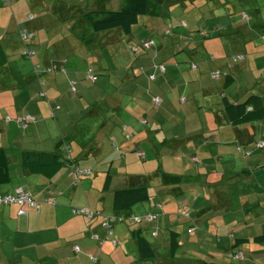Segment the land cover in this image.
Returning a JSON list of instances; mask_svg holds the SVG:
<instances>
[{
  "label": "crops",
  "instance_id": "1",
  "mask_svg": "<svg viewBox=\"0 0 264 264\" xmlns=\"http://www.w3.org/2000/svg\"><path fill=\"white\" fill-rule=\"evenodd\" d=\"M158 1L159 15L140 17L136 32L92 34L84 14L119 10L121 0H0V149L9 175L0 194L22 188L39 204V210L22 208L20 216L18 206L0 207V264H110L117 255L132 257L128 264H177L180 256L184 264L206 258L234 264L228 252L241 253V264H264V242H252L264 235V146L255 148L264 143V119L234 125L224 109L225 100L239 104L252 96L258 98L254 110L264 108V0ZM22 31L33 35L30 59L22 57ZM94 36L97 41H89ZM121 39L134 55L144 42L152 40L154 48L141 49L120 79L109 75L118 82L110 95L96 89L87 97L68 94L75 77L67 74L39 77L42 87L34 76V65L51 64L75 76L68 57L78 56L79 47L93 45L90 65L94 49ZM236 55L245 59L229 67ZM212 71L220 77L212 80ZM28 117L35 122L25 124ZM76 168L91 173L79 177ZM139 187L151 199L127 215H153L155 237L147 222L119 223L112 246L100 218L71 212L89 207L117 214L114 192ZM50 200L53 205L45 204ZM192 225L196 231L185 238ZM135 231L154 258H140ZM230 231L244 241L234 244ZM175 241L180 246L173 249ZM192 242L204 252L193 251Z\"/></svg>",
  "mask_w": 264,
  "mask_h": 264
},
{
  "label": "trees",
  "instance_id": "2",
  "mask_svg": "<svg viewBox=\"0 0 264 264\" xmlns=\"http://www.w3.org/2000/svg\"><path fill=\"white\" fill-rule=\"evenodd\" d=\"M121 1H122V7L119 10H116V11H89V12L84 14V16H83L84 20L86 21V23H87L92 34L104 33V32L115 30V29L121 30L124 34H129V33H131L132 28L138 23V19L140 17H145V16L146 17H157L159 15V12L161 9V2H159L158 0L157 1H153V0H121ZM32 39H33V35H32L31 40ZM30 41L22 42V40H21V43L23 44L24 49L26 47H29L33 50V48L31 47ZM147 42H152L153 45L150 48H144L143 45ZM147 42H144L141 44L140 48L142 50H145V51L148 50L149 51V50H152L154 48V42L152 40L147 41ZM24 49H23V51H24ZM135 51H136V49H135ZM34 56H36V52L32 57H34ZM22 57L26 58V59L32 58V57L27 58L23 54H22ZM191 65H195V64H193V63L190 64V68H191ZM53 66H55L53 71H50V72L45 71L42 73L41 72L36 73V70L41 71L43 69L52 68ZM152 67L155 68V70L157 72L158 71L162 72V71H160V67H162L164 69V66H162V65H157V66H152ZM33 69H34V76L38 79L40 87L44 86V82L39 77H42V76H45L48 74H52V73H56V72H58L60 74H66V69L63 66H59L56 64H51V65L46 66V67H39L37 65H34ZM90 76L95 77V80L92 81L89 78ZM151 76L154 77L152 80L149 79V77H151ZM146 77L149 81H153V80H155L156 76L154 74H148ZM85 78L88 82H90L92 84L96 83L98 80L97 75L94 73L93 69H91L90 67H88L85 71ZM212 80H214V79H212ZM74 86H75V83L72 82L71 83V90H70L72 95L76 94ZM38 97L40 99L45 98L43 89L38 93ZM257 99H258L257 97L252 96V97H249L243 103H239V104H232V103H229L228 101L225 100L224 109H225L226 115L228 116V118L230 119L232 124L238 125V124H244V123L254 122V121H259V120L264 119V108H262L260 110H254V102ZM56 109H58V107H56ZM51 116H52V114H51ZM23 121L25 124H30V123L35 122L34 118H31V117H28ZM143 124H145V123H143ZM130 137L131 136H129V138ZM129 138H126V139H129ZM258 143H263V142H258ZM258 143L255 144V148L260 150L264 146V143H263V146L260 148L257 147ZM237 151L239 153H243L244 157H248L250 154L249 152H242V149L240 147H237ZM136 153L140 159L144 158V155L141 152L137 151ZM26 157H28V156L26 155ZM4 158H5V154L2 151V149H0V159L2 160V163H3ZM2 163L0 164V185L1 186H2V184L7 183L9 180L8 168L6 166V160L3 163L5 166L2 165ZM262 169L264 171V166L262 167ZM90 173L91 172L89 170H79L78 168H76V174L79 177L84 176V175L88 176ZM18 189L22 190L24 193L30 194V198H31L32 202L34 203V207H30L27 204H25L23 206L16 205V204H7V205L1 204L0 207H7V206H12V205L18 206L19 207L18 212L23 211L22 208H24V207L29 208V209L39 210V204L33 200L31 193L23 190L22 188H17L12 193H3L0 195H2V196L3 195H14L16 193V190H18ZM150 199H151V194L148 192L147 188H145V187L132 188V189H121V190L115 191L113 194L112 208L114 211H117V214L101 215L100 213L95 212L94 210L90 209L89 207H74L73 209H79L80 208V209H85V210H88L89 212H91L92 213L91 218H87L84 215H79V216H83L84 218H86L90 221L94 220L95 218H100L99 225L102 229H103V223L105 221H107L108 218H111L113 216H118V215H122L124 217V221L120 222V223H122V224L125 223L128 226H139V225H141V223L147 222L151 225V228H150L151 236L155 237L158 234V227L156 224H153L155 221V219L153 218V215L144 214L142 216H138V218L141 219L139 223L132 222L129 219L130 217H137V216H134L132 214L127 215V212L129 211V209L132 206H134L138 203L147 202ZM51 201H53V200L45 201V204L53 205L54 201L52 204L50 203ZM72 210H71L72 214L78 216V214L73 213ZM17 215H18V213H17ZM181 215L183 218H185L187 220L190 219V215L187 211L183 212ZM18 216H20V215H18ZM146 216H151V220L150 221L145 220L144 217H146ZM115 224H119V223L112 224V226H110L109 229H103L104 230V240H106V241L108 240V242H110V244L112 246L116 245V242L111 239L112 227ZM240 227H241V225H238L235 228L237 230ZM196 229L197 228L194 225L190 226L186 230L187 237H190L192 234H194ZM234 232L235 231H230V233L228 234V238L229 239L233 238L234 244L236 242L242 243L244 240L234 239ZM133 236H134V240L137 244V249L140 253V258L141 259H145V258L146 259H152V258H154L155 257L154 256V250H153L152 246L144 239V237L140 234V231H135L133 233ZM252 240H253L252 241L253 243H263L264 242V235L254 237ZM102 242L103 241H99V243H102ZM180 244H182V243L180 242ZM183 245H186V244L183 242V244L181 245L182 246L181 251L187 253V251H186L187 249ZM179 246L180 245L176 241L174 243L172 242V244H171V247L173 249L176 247H179ZM77 251H78V247H77ZM197 253L201 254L202 251L198 250ZM228 254H229V257L228 256L226 257L227 260H230V258L233 260H237V261L243 260V255L241 253L234 254L232 252H228ZM238 255L240 257H237ZM219 261L220 260L214 261L213 258H206V260H201L199 264H227V263H223V262L221 263V261L220 262Z\"/></svg>",
  "mask_w": 264,
  "mask_h": 264
},
{
  "label": "rangeland",
  "instance_id": "3",
  "mask_svg": "<svg viewBox=\"0 0 264 264\" xmlns=\"http://www.w3.org/2000/svg\"><path fill=\"white\" fill-rule=\"evenodd\" d=\"M143 20V19H142ZM140 26H134L133 27V31L136 32L138 30ZM122 36H124L122 34ZM93 41L96 42L97 39L96 37H91V39L89 41ZM87 41L84 44V48L79 47L78 48V56L75 57H68L69 61L70 60H74L75 62V66H76V72H75V76L73 74V71L69 72L66 70V74L68 76H73L75 78H73L72 80L68 81L67 84V90H68V94H71L70 90H71V83H75V91L76 94L78 93V95H85L87 97V93H90L92 90L93 92H97L96 90L101 91L102 93H107L108 95H110L111 92H113L115 89H117L118 87V82L115 80V82H113V80L109 77V75L111 74L112 76H114L115 78L120 79V77H122L123 74H126V67H128V65L132 62L133 58L135 56H137L140 51L141 48H139V51L137 54H132L129 51V47L130 45H127L122 39L119 40L117 43H115L113 46H111V48H107L104 47L103 49H94V56H92V54L89 56V58L92 61V64L89 65V60L87 59V52H90L93 45ZM87 47V48H86ZM86 48V49H85ZM107 48V49H105ZM89 49V50H87ZM229 67H233L234 65H238L242 62L239 63H233L232 62V58H229ZM97 62V63H96ZM90 67L91 69H93L94 73L97 75V82L96 83H90L86 80L85 78V71L86 69ZM69 73V74H68ZM75 94V95H76ZM86 99V98H85ZM94 99L97 102H108V98L106 99H101L97 96L94 95ZM104 106V105H103ZM185 238H187V236L185 235ZM186 241V240H185ZM193 244V242H192ZM193 251L197 252L198 248L202 249V252H204V249L202 248V246H196V245H192L190 247ZM190 250V249H189ZM179 263L177 264H184V260L185 257H178ZM170 259V258H169ZM187 259V258H186ZM132 260V257L130 256H125L123 257L122 255H117L115 257V262L112 263L110 261V264H128L130 261ZM250 261V259H248ZM234 264H241V261H234Z\"/></svg>",
  "mask_w": 264,
  "mask_h": 264
},
{
  "label": "built area",
  "instance_id": "4",
  "mask_svg": "<svg viewBox=\"0 0 264 264\" xmlns=\"http://www.w3.org/2000/svg\"><path fill=\"white\" fill-rule=\"evenodd\" d=\"M31 19V17H29ZM32 38V35L29 34V33H26V32H20V39L22 40V42H27V41H30ZM153 45L152 42H147L143 45L144 48H150L151 46ZM35 54V52L29 48V47H26L23 51V55L27 58H30L32 57L33 55ZM232 58V62L233 63H239V62H242L244 60V57L241 56V55H236V56H233L231 57ZM55 68V66H53L52 68H47V69H43L41 71H38L36 70V73H39V72H50V71H53V69ZM191 68L192 69H196V66L195 65H191ZM160 71H164V69L162 67H160ZM90 72V71H89ZM220 72L218 71H212L210 73V77L214 80L218 79L220 77ZM92 81L95 80V77H89ZM154 77L151 76L149 77L150 80H152ZM160 99L159 98H154L153 99V104L155 106H159L160 105ZM126 138H129V136H126ZM263 146V143H258L257 144V147H262ZM51 204L53 203V201L50 202ZM1 204H16V205H20V206H23L25 204H27L28 206L30 207H34V203L32 202L31 198H30V194L29 193H24L22 190L18 189L16 190V193L14 195H0V205ZM73 213L75 214H78V215H84L86 216L87 218H91L92 216V213L89 212L88 210H85V209H73L72 210ZM24 214L23 211H19L18 212V215H22ZM145 220L147 221H150L151 220V216H146L144 217ZM132 222H135V223H139L140 222V218L138 217H130L129 218ZM128 219V220H129ZM124 221V217L122 215H118V216H113L111 218H108L107 221H105L103 223V229H109L110 226H112V224L114 223H120V222H123ZM74 251H77V247L74 246L73 247ZM237 257H240L239 255Z\"/></svg>",
  "mask_w": 264,
  "mask_h": 264
}]
</instances>
